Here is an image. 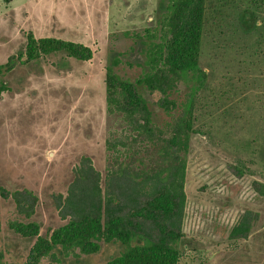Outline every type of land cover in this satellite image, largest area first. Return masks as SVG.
I'll use <instances>...</instances> for the list:
<instances>
[{
	"label": "rangeland",
	"instance_id": "rangeland-1",
	"mask_svg": "<svg viewBox=\"0 0 264 264\" xmlns=\"http://www.w3.org/2000/svg\"><path fill=\"white\" fill-rule=\"evenodd\" d=\"M157 4L0 0V65L13 57L16 62L3 75L9 90L0 102V185L6 195L0 196V264H32L29 255L37 237L12 227L35 222L41 236L49 237L75 212V206L63 203L66 197L85 196L94 185L93 171L105 179L109 164H115L117 154L107 149V141L117 134L119 142L127 143L130 135L108 112L107 66L116 52L121 76L134 79L142 72L136 34L155 23ZM209 4L223 13L216 24L207 25L201 48L207 78L196 114L205 133L193 137L188 155L179 264H264V196L257 193L264 185V0ZM31 33L83 43L93 58L48 55L26 62L24 55L21 61ZM178 90L186 96L183 82ZM144 96L159 123V114L165 118L159 93L145 91ZM142 154L146 165L156 167L152 149ZM83 172L91 174L83 179ZM132 185L120 179L110 191L123 196ZM247 210L259 214L253 232L247 239L228 238ZM141 222L142 235L156 239L153 223ZM98 243L100 250L91 254L57 245L37 264H107L130 248L118 241Z\"/></svg>",
	"mask_w": 264,
	"mask_h": 264
},
{
	"label": "trees",
	"instance_id": "trees-1",
	"mask_svg": "<svg viewBox=\"0 0 264 264\" xmlns=\"http://www.w3.org/2000/svg\"><path fill=\"white\" fill-rule=\"evenodd\" d=\"M209 5V0H158L155 23L136 34L141 56L138 65L142 66L136 78L123 77L116 71L122 59L120 54L113 53L106 71L107 109L130 135L128 142H119L117 134L107 141V149L117 154L115 164H109L105 179L100 171H93L94 185L85 196L66 197L63 203L75 206V212L49 237L41 236L35 222H18L12 227L23 236L37 237L29 255L32 264H37L57 245L79 247L86 254L96 253L102 240L130 247L107 264H179L184 242L188 155L193 137L205 133L203 126H197L196 114L198 92L207 78L200 65L201 48L207 25L216 24V17L223 13L219 7ZM217 37L213 35L212 40ZM24 55L26 62L48 55L89 61L94 52L83 43L55 37L36 38L31 33L19 60L23 61ZM15 64L13 57L0 65V102L4 91L9 90L3 75ZM182 82L187 87L183 98L178 94ZM145 91L160 95L159 107L165 118L159 114V123ZM145 149L153 150L156 167L146 165L142 156ZM87 161L95 169L91 159ZM90 174L83 172V179ZM120 179L133 182L131 193L120 196L110 191L113 182ZM259 193L264 196V185ZM0 196H6L1 185ZM253 219L248 212L233 227V235L251 230ZM142 220L153 223L156 239L142 235Z\"/></svg>",
	"mask_w": 264,
	"mask_h": 264
},
{
	"label": "flooded vegetation",
	"instance_id": "flooded-vegetation-1",
	"mask_svg": "<svg viewBox=\"0 0 264 264\" xmlns=\"http://www.w3.org/2000/svg\"><path fill=\"white\" fill-rule=\"evenodd\" d=\"M257 193L260 194V193H259V190H257ZM248 212H249L250 214H252L253 217H254V219L251 221V222H252V228H251V230H249V231H240V232L236 233V235H233V231H234V230H233V227H234L235 225L240 224V223L243 221L244 216L247 215ZM258 216H259V214H258V213L256 214V212H254V211H252V210H247V211H245L244 213L240 214V216H239L237 222L235 223V225H234L233 227L230 228V230H229V232H228V238H233V239H247V238L250 236V234L253 232V227H254V225H255V223H256V220H257V217H258ZM233 236H234V237H233ZM235 236H236V237H235Z\"/></svg>",
	"mask_w": 264,
	"mask_h": 264
}]
</instances>
